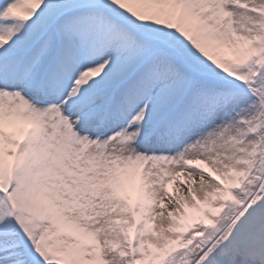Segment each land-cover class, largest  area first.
Returning <instances> with one entry per match:
<instances>
[{
    "label": "snow or ice",
    "instance_id": "1",
    "mask_svg": "<svg viewBox=\"0 0 264 264\" xmlns=\"http://www.w3.org/2000/svg\"><path fill=\"white\" fill-rule=\"evenodd\" d=\"M0 264H264V0H0Z\"/></svg>",
    "mask_w": 264,
    "mask_h": 264
}]
</instances>
